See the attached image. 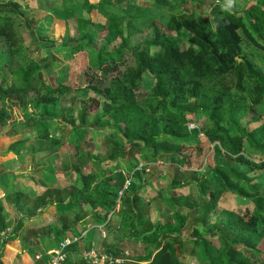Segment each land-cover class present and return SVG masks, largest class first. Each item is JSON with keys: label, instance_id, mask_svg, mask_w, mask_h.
Instances as JSON below:
<instances>
[{"label": "trees", "instance_id": "obj_1", "mask_svg": "<svg viewBox=\"0 0 264 264\" xmlns=\"http://www.w3.org/2000/svg\"><path fill=\"white\" fill-rule=\"evenodd\" d=\"M68 1L52 0L47 12L74 31L62 44L37 35L31 12L40 0L0 1V127H8L0 135V160L31 152L32 140L38 153L45 142H75L76 158L72 192L59 182L62 174L28 176L49 182L32 195L16 189L10 173L0 174V199L15 218L7 223L0 202V264H46V252L55 247L43 248L45 240L80 237L83 222L91 230L102 227V253L123 264H263L257 257L264 255V68L245 54L243 40L264 52V0L210 6L205 0H155L172 12L163 28L144 24L145 15L124 0H82L86 15L103 17L97 23L77 17ZM200 7L210 15L213 43L195 28ZM139 23L148 36L132 44ZM63 47L68 61L58 66L53 50ZM230 75L231 87L225 81ZM16 115L19 120L9 124ZM92 127L105 134L98 138L103 160L89 139H80ZM154 165L167 176L148 174ZM158 175L168 183L163 202L170 212L151 220L144 194ZM190 185L194 193L176 194ZM80 205L91 210L83 222L74 216L57 228L42 217L49 207L62 216ZM122 243L140 244L143 253L129 256ZM77 247L67 248L64 264H91L70 257Z\"/></svg>", "mask_w": 264, "mask_h": 264}, {"label": "rangeland", "instance_id": "obj_2", "mask_svg": "<svg viewBox=\"0 0 264 264\" xmlns=\"http://www.w3.org/2000/svg\"><path fill=\"white\" fill-rule=\"evenodd\" d=\"M0 1H6V0H0ZM90 1L95 2L96 0H90ZM124 1L127 4L129 2V5L133 8L132 12L140 11L139 13L145 15V19H143L144 24H150L152 22H156L159 26L163 28L165 27L170 15L172 14V12L169 11L167 8H164L163 6L162 7L158 6L155 0H124ZM215 1L216 0H205L204 2L206 3L207 6H210V4ZM82 2H83L82 0H69L67 3V6L71 7L74 10L77 17L89 19L92 23L104 21L103 17L96 11H92L89 15H86V13L82 9ZM53 6H54V3L52 2V0H40L39 2L40 9L38 8L34 10L33 12H31V15H34L37 19L36 21L37 23L35 24L34 29H36L38 36L41 35L42 37H45L48 40L55 41L57 43L60 41L62 44V42L67 41L66 38L74 35V31L69 24L68 25L65 24V26L63 24H58L56 22L57 19L51 13H47L49 11L51 12V8ZM191 8L188 5V8H187L188 11L191 10ZM183 12H186V10ZM196 13L197 15H194V18H193L194 23H195V28L200 32H203L202 30H205L206 33H204L205 34L204 38L209 43H213L214 37L211 36L212 28L208 22L210 19L208 10H206L203 7H200L199 9H197ZM137 29H139L138 31H141V32L133 33V35L130 36V42L132 44L137 43L143 40L144 38H146V36H148L147 29L145 26H142V24L139 23L137 25ZM25 30L26 28L23 27L22 29L23 38H24L23 40L28 43L29 41L28 39H30V37H29V33ZM67 45L68 47H70L69 44ZM95 46L98 49L100 48L99 46L101 45L96 43ZM68 47L67 48L63 47L61 50L60 49L53 50L54 54L58 57V60H57L58 66L60 64L62 65L67 64L68 55H69L67 53ZM101 48L103 50L111 49L108 46H103V47L101 46ZM243 49H244L245 54L249 55L261 69L264 68V52L263 51L255 48L253 45L248 43L246 40H243ZM57 72L55 73L59 75V73ZM234 79H235L234 76L230 75L225 80L229 87L233 86ZM19 118H20V115L13 116V118L9 121V124L16 123L19 120ZM93 128L94 127H92L91 130L85 129V133H83V135H80V139L81 140H84V138L89 139L91 141L90 145L94 146L93 154L100 155V159L103 160V157L105 158L104 143L101 140L99 141L98 138L103 137L105 134L104 132L103 133L99 132L101 131L100 129L102 127L94 128V131H92ZM7 129L8 127H0V135ZM35 143H37V140L30 141L28 146L30 147L31 145H33L32 151L28 153L25 152L26 155H23V156H22V153H20L21 155L20 157H18V160L16 158L17 157L16 155L15 156L9 155V157L8 156L3 157L0 160L1 161L0 162V174L4 172L10 173L12 175L11 176L12 178L10 181L12 184L13 183L15 184L16 189L20 190L21 192H25L29 195L40 194L42 189L49 185V182L46 181L47 185H45V183L41 180L40 176H38V178L34 180H32L33 179L32 177H28V176H32V175H35L36 173H40V171L62 174L65 176V178H63L64 179L63 181H59V182L62 184V187H64V190L72 192L75 188L74 186L75 180H74V176H72V174L71 175L69 174L72 172V168H71L72 164L76 162L75 149H74L75 142H72L71 144L69 143L62 147L60 146L54 147V146H51L48 142H45L43 143L44 145L40 149V153H38L39 151L37 150V145H35ZM31 155L34 156L33 165L29 164L28 158ZM11 160H14V161H11ZM257 161H258V157L255 159V162ZM201 163H202V166L205 165L204 159L201 161ZM153 167L148 166V169L150 170L148 174H152L153 171L154 172L157 171L158 173L161 174V176H167V175H162V173L164 174V172L166 174L167 171L164 168H161L160 165H154ZM201 168L202 167H196L194 170L199 171ZM104 169L107 172V167L104 166ZM93 170L97 172L98 168L94 167ZM158 177L161 178L159 175ZM154 178L155 179L151 186V189L148 191V193L144 194L145 199L151 200V207H150V213L152 216L151 220H155L156 218H159V217L163 218L167 215V213L170 212L166 204L163 202L164 198H166L169 194L168 183H167V180L165 179L166 177H163L160 180H157V176ZM1 188L4 189L3 186ZM194 192H195V188L192 185H190L184 188L183 190L178 191L176 194L177 195H180V194L187 195V194H192ZM6 194H7V190L5 192V195ZM2 197L3 196H1L0 202L1 203L3 202L4 207H5L4 217L6 218V221L8 224H12V222L15 221L14 212L10 210L8 206L5 205L6 203V201L4 200L5 198L4 197L2 198ZM90 212L91 210L88 206L80 205L77 208H75L73 211H71L70 213L61 216V215L56 214V211L53 207H49L46 211L42 213V217L45 220L44 222H48V223L50 222L54 224L57 228H60L62 224H65V225L71 224L70 221L72 220V217L74 216L75 218L79 220L82 219L81 222H83L84 220H87L90 215ZM78 227L79 228L81 227L82 230L85 227L84 231L89 229V232H90L89 234L91 235L94 234L95 232H98L97 238L100 241L97 240V244L95 247L96 250L95 249L94 250L97 253H102V250L104 247L102 242L104 240L103 237L105 236V231L102 229V227L91 230L89 226H87V223L85 224L84 222L82 224L81 223L78 224ZM91 242L88 237L82 238L78 242V246L80 247L79 250H88L89 245H91L90 244ZM57 245H58L57 242L52 241V240L49 241L47 239L43 243V248L45 249L46 248L49 249L51 247L57 248L58 247ZM121 246L124 249V252L129 256H136V255H140L143 253L140 244L122 243ZM257 258L259 260L258 263L264 264V255H258Z\"/></svg>", "mask_w": 264, "mask_h": 264}, {"label": "built area", "instance_id": "obj_3", "mask_svg": "<svg viewBox=\"0 0 264 264\" xmlns=\"http://www.w3.org/2000/svg\"><path fill=\"white\" fill-rule=\"evenodd\" d=\"M195 125H189L188 128L193 129ZM140 170V167L137 169ZM130 186V179L126 180L124 189ZM121 195V193H120ZM90 228V227H89ZM89 230V229H88ZM88 230L83 231L80 237L72 240H64L58 244V247L50 252H47L46 264H64L69 253L66 251L72 243H78L82 238L86 237ZM3 235V234H2ZM80 256L91 264H123L124 260L115 258L109 254L97 253L93 248L83 250Z\"/></svg>", "mask_w": 264, "mask_h": 264}, {"label": "crops", "instance_id": "obj_4", "mask_svg": "<svg viewBox=\"0 0 264 264\" xmlns=\"http://www.w3.org/2000/svg\"><path fill=\"white\" fill-rule=\"evenodd\" d=\"M98 0H96L95 2H97ZM255 0H249V2H254ZM97 231V230H96ZM90 232H89V230H88V235L86 236V238L87 237H89V236H91V234H89ZM97 234H98V232H95L94 234H92V235H94V236H92V239H93V237H96V241L98 240V238H97ZM95 241V242H96ZM95 242H91V246L92 245H94V243ZM79 246H78V250L77 251H74V253L73 252H70V257L73 259V260H75L76 258H77V256H79L80 255V253L83 251V250H79ZM55 249V248H54ZM54 249H50V250H48L47 252H50V251H52V250H54ZM46 252V253H47ZM15 264H29V262L26 260V259H23V261H16V263Z\"/></svg>", "mask_w": 264, "mask_h": 264}, {"label": "water", "instance_id": "obj_5", "mask_svg": "<svg viewBox=\"0 0 264 264\" xmlns=\"http://www.w3.org/2000/svg\"><path fill=\"white\" fill-rule=\"evenodd\" d=\"M239 61H240V59H239Z\"/></svg>", "mask_w": 264, "mask_h": 264}]
</instances>
